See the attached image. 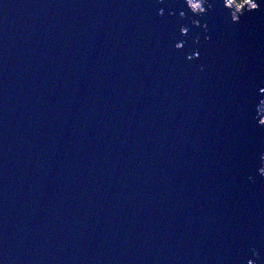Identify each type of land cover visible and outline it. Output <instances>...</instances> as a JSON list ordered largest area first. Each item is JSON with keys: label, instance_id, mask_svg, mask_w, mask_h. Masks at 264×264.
Wrapping results in <instances>:
<instances>
[{"label": "water", "instance_id": "water-1", "mask_svg": "<svg viewBox=\"0 0 264 264\" xmlns=\"http://www.w3.org/2000/svg\"><path fill=\"white\" fill-rule=\"evenodd\" d=\"M209 2L0 0V264H264V0Z\"/></svg>", "mask_w": 264, "mask_h": 264}, {"label": "clouds", "instance_id": "clouds-1", "mask_svg": "<svg viewBox=\"0 0 264 264\" xmlns=\"http://www.w3.org/2000/svg\"><path fill=\"white\" fill-rule=\"evenodd\" d=\"M159 3H164V0H159ZM177 4H181V0H176ZM183 4L187 6V9L193 14V16L200 17L201 19H194L191 21V24L195 28H201L205 35L204 42L206 44L212 43L211 35H208L210 32V28L208 23L202 22V18L209 15L210 12L214 11V6L209 0H183ZM183 6V5H182ZM223 7L226 9L228 13H230V19L233 24L241 23V18L246 14H251L253 12H257L261 8V3L258 0H223ZM172 16L176 15L175 11L170 13ZM159 15L163 17L165 15L164 10H160ZM181 19H188L187 13L184 11L180 12ZM180 33L182 36H189V28L186 25L180 26ZM195 43L199 46L201 43V39L199 36L196 37ZM176 48L178 51H183L185 48L184 43L176 44ZM203 48H199L192 55L187 57L188 60H200L201 52H203ZM261 92L264 93V89H261ZM261 108H264V100L260 101L257 106L258 115L255 119H258V124L260 127H264V119L261 118ZM258 175L261 178H264V155L260 156V167L258 169ZM249 179H253V177H249ZM261 239H264V233H261ZM253 256L255 259L248 260L247 264H257V261L260 260V253L255 248L252 250Z\"/></svg>", "mask_w": 264, "mask_h": 264}, {"label": "rangeland", "instance_id": "rangeland-1", "mask_svg": "<svg viewBox=\"0 0 264 264\" xmlns=\"http://www.w3.org/2000/svg\"><path fill=\"white\" fill-rule=\"evenodd\" d=\"M263 112H264V108H262Z\"/></svg>", "mask_w": 264, "mask_h": 264}]
</instances>
